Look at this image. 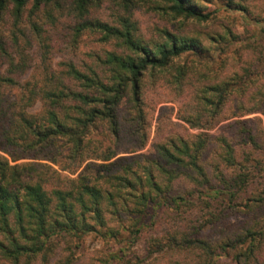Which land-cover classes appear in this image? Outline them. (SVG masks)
<instances>
[{
	"label": "trees",
	"instance_id": "trees-1",
	"mask_svg": "<svg viewBox=\"0 0 264 264\" xmlns=\"http://www.w3.org/2000/svg\"><path fill=\"white\" fill-rule=\"evenodd\" d=\"M53 1L0 0V22L8 5L19 19L29 3L40 7ZM155 1L175 16L201 23L214 19V12L206 11L213 0ZM217 1L264 21V16L252 17L243 0ZM85 25L117 35L127 51L107 52L84 70L69 65L68 82H22L0 71V264H31L39 256L48 262L53 239L65 235L101 232L118 238L127 232L133 244L164 207L182 210L222 199L232 210L263 200L242 193L254 182L249 162L256 161L257 168L264 164L263 121L258 118L254 127L244 118L264 114V68L254 69V75L252 65L241 62L227 74L225 56L217 57L218 66L204 62L198 68L194 57L209 50L198 37L167 31L165 40L151 47L130 27ZM226 30L212 40L231 45L236 37L230 27ZM156 87L174 94L181 122L203 131L189 133L168 117L170 130L157 131L153 154L137 153L150 142L145 108L149 88ZM11 88L18 91L16 99L9 97ZM36 106L40 109L33 111ZM218 126L220 135L208 132ZM123 150L136 154L118 156ZM34 152L40 161L18 162ZM220 214L225 223L212 212L207 219L220 232L213 240L201 231L167 230L170 264H216L218 250L229 248L231 264H261L258 243L264 228L235 225L232 215ZM122 258L115 264H129Z\"/></svg>",
	"mask_w": 264,
	"mask_h": 264
},
{
	"label": "rangeland",
	"instance_id": "rangeland-1",
	"mask_svg": "<svg viewBox=\"0 0 264 264\" xmlns=\"http://www.w3.org/2000/svg\"><path fill=\"white\" fill-rule=\"evenodd\" d=\"M198 3L202 0H196ZM250 7L252 17L264 16V0H243ZM206 11L214 12V19L207 23L197 22L167 12L155 0H87L80 5L79 0H55L40 7L29 3L21 12L19 19L13 13V6L8 5L0 22V71L13 79L33 83L66 79L65 69L73 65L79 69H86L106 58L107 52L122 53L126 50L122 39L101 28L86 26L87 23H108L125 31L133 29L137 37H141L145 44L154 47L165 40L166 32L178 35H190L201 39L202 44L209 50L203 53L207 56L194 57L195 66L205 67L204 62L216 64L218 56L226 59L225 73L238 70L239 63L252 65V73L264 68V21L257 22L247 18L242 11L227 9L224 4L213 0V4ZM130 27V28H128ZM230 27L236 40L231 45L214 36L225 33ZM121 42V45H120ZM230 49V50H229ZM229 50V51H228ZM233 50V54H231ZM228 51V52H227ZM235 51V52H234ZM227 52V53H226ZM215 57V59H212ZM203 60V61H202ZM65 82H68L66 79ZM151 87L152 85L149 84ZM10 88V87H9ZM10 99H16L18 91L11 88L8 91ZM147 117L151 122V138L146 148L137 153L153 154L152 142L157 131L165 133L170 130L168 117L172 121L182 123L189 133H197L203 129L193 128L179 120L177 113L179 104L174 101V94L167 88H149ZM40 108L36 106L33 111ZM2 111H0V117ZM127 115V113H123ZM250 119V125L259 126L260 118L264 125V114L255 113L245 116ZM134 123V122H129ZM161 127L160 129H158ZM213 136L221 134V126L208 131ZM129 136V135H126ZM123 150L118 156H131ZM257 155V153L255 154ZM264 162V154H261ZM40 159L34 152L18 162ZM95 161V160H94ZM96 162H100L97 161ZM253 184L242 195L260 198L262 201L252 200V206L245 208L241 205L235 209H228L225 200L212 201L211 206L201 202L197 205L184 207L182 210H172L164 207L155 212L151 220V227H146L137 241L131 244L127 239V232L118 238H111L101 232H89L81 238L65 235L53 239V246L47 253L48 262L42 256L31 260V264H115L119 257L129 264H170L172 256L166 250L165 232L167 230L185 231L195 235L196 232L210 234L212 240L220 235L214 231L213 222H208L212 212L218 218L217 222H226L220 213L230 216L235 225L254 228L259 231L264 228V164L259 167L256 161H250ZM257 169V170H254ZM82 169L78 171L77 174ZM76 174V175H77ZM74 175V177L76 176ZM245 204L246 200H240ZM150 212H154L151 209ZM212 218V221L216 219ZM149 219V218H148ZM147 219V220H148ZM216 222V223H217ZM263 224V225H262ZM224 225H221L222 228ZM213 231V233H212ZM260 244L259 257L264 264V237ZM214 255L216 264H231L233 250L229 248L225 253L220 249ZM186 263V262H185ZM20 264H23L21 262ZM183 264V263H182Z\"/></svg>",
	"mask_w": 264,
	"mask_h": 264
}]
</instances>
